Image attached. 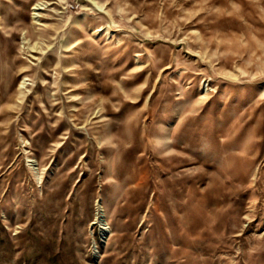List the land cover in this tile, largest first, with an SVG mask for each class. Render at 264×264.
<instances>
[{
	"label": "rangeland",
	"instance_id": "1",
	"mask_svg": "<svg viewBox=\"0 0 264 264\" xmlns=\"http://www.w3.org/2000/svg\"><path fill=\"white\" fill-rule=\"evenodd\" d=\"M0 264H264V0H0Z\"/></svg>",
	"mask_w": 264,
	"mask_h": 264
},
{
	"label": "bare ground",
	"instance_id": "2",
	"mask_svg": "<svg viewBox=\"0 0 264 264\" xmlns=\"http://www.w3.org/2000/svg\"><path fill=\"white\" fill-rule=\"evenodd\" d=\"M38 9H40L39 5H34V6L32 7V10H38Z\"/></svg>",
	"mask_w": 264,
	"mask_h": 264
}]
</instances>
